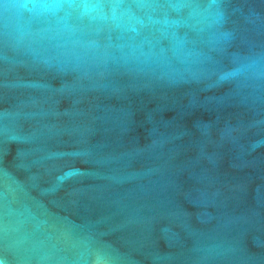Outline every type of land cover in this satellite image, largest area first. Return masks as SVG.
<instances>
[{"label":"water","instance_id":"obj_1","mask_svg":"<svg viewBox=\"0 0 264 264\" xmlns=\"http://www.w3.org/2000/svg\"><path fill=\"white\" fill-rule=\"evenodd\" d=\"M0 264H264V0H0Z\"/></svg>","mask_w":264,"mask_h":264}]
</instances>
